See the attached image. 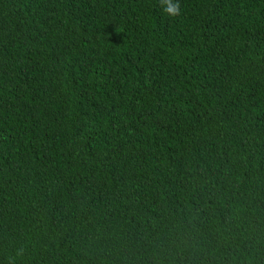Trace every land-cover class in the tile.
I'll return each mask as SVG.
<instances>
[{"label":"trees","instance_id":"1","mask_svg":"<svg viewBox=\"0 0 264 264\" xmlns=\"http://www.w3.org/2000/svg\"><path fill=\"white\" fill-rule=\"evenodd\" d=\"M179 3L0 0V264H264V0Z\"/></svg>","mask_w":264,"mask_h":264},{"label":"clouds","instance_id":"2","mask_svg":"<svg viewBox=\"0 0 264 264\" xmlns=\"http://www.w3.org/2000/svg\"><path fill=\"white\" fill-rule=\"evenodd\" d=\"M161 3L165 5V12L171 16V17H176L181 14V6L179 3V0H161ZM24 250L20 249L17 251L16 255L17 256H22ZM12 264V262H10Z\"/></svg>","mask_w":264,"mask_h":264}]
</instances>
